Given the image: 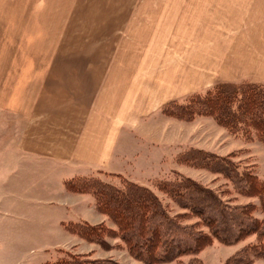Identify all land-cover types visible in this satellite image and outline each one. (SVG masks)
<instances>
[{
  "label": "rangeland",
  "instance_id": "rangeland-1",
  "mask_svg": "<svg viewBox=\"0 0 264 264\" xmlns=\"http://www.w3.org/2000/svg\"><path fill=\"white\" fill-rule=\"evenodd\" d=\"M165 1L154 0V6L146 9L144 36L127 39V52L123 55L128 62L140 60L144 68H157L143 71L142 84L137 87L142 90L136 96L137 101L150 108L158 106L157 112L152 113L156 125L147 129L159 143L152 142V149L143 152L149 158L144 157L141 171L126 176L101 170L89 176L117 185L124 178L138 180L149 186L182 224H196L207 234L206 243L198 252L153 264H264L262 251L255 258L249 254V262H240L248 246L256 247L258 234L252 232L235 242L212 237L198 217H179L188 213L157 187L158 179L181 174L221 194L230 206L253 205V217L264 218L261 200L253 191L241 189L224 174L179 159L189 148L206 149L220 156H233L242 170L252 171L264 180V142L255 136L250 139L232 133L211 115L181 119L164 109L168 102L182 101L218 82L252 81L248 77L264 76V38L253 37L251 28L242 23H186L183 17L181 21L166 22L165 14H156L166 9ZM58 11L59 7L47 0H0V264H52L71 259L81 260L82 264H147L134 254L115 221L100 211L92 192L68 189V179L60 183L55 168L26 164L14 147L20 142L23 115L31 104L39 69L54 60L57 50L70 45L71 40L57 37L66 19ZM151 35L157 38H149ZM188 47L192 62L183 70V49ZM200 51L212 59H224L223 78L211 70L213 64L209 60L202 72L193 71L198 66L194 58L199 57ZM229 75L241 78L226 79ZM195 82L210 84L195 90ZM147 160L159 166H148ZM85 210L94 211L89 214ZM77 222L95 225L99 233L86 238L72 228Z\"/></svg>",
  "mask_w": 264,
  "mask_h": 264
},
{
  "label": "crops",
  "instance_id": "crops-1",
  "mask_svg": "<svg viewBox=\"0 0 264 264\" xmlns=\"http://www.w3.org/2000/svg\"><path fill=\"white\" fill-rule=\"evenodd\" d=\"M47 2L59 7L58 14L66 15L65 26L59 27L61 34L57 37L71 41L55 52L53 61L39 69L31 104L23 115L20 142L14 147L26 164L55 168L60 183L89 176L94 171L126 176L141 171L144 157L149 158L143 152L152 149V142L159 143L147 129L156 125L152 113L157 112L158 106L150 108L137 101L138 90H142L137 87L142 84L144 70L157 68H144L140 60L128 62L123 55L127 52V39L144 36L143 17H148L146 9L154 6V0ZM164 3L166 9L156 14H165L166 22L181 21L183 17L186 23H242L251 28L253 37L264 38V0H166ZM183 52V70H186L185 66L192 62L190 47ZM202 52L194 58L198 66L193 71L202 72L209 60L213 64L211 70L223 78L224 59L218 56L213 60L207 52ZM261 76L248 78L264 81ZM209 84L192 85L196 90ZM152 164L153 161H148V166H159Z\"/></svg>",
  "mask_w": 264,
  "mask_h": 264
},
{
  "label": "trees",
  "instance_id": "trees-1",
  "mask_svg": "<svg viewBox=\"0 0 264 264\" xmlns=\"http://www.w3.org/2000/svg\"><path fill=\"white\" fill-rule=\"evenodd\" d=\"M164 109L181 119L193 118L197 114L211 115L232 133L250 139L255 136L264 142V82H218L213 88L196 91L182 101L172 100ZM179 159L182 163L224 174L241 189L253 191L252 194L260 198L264 211V180L252 171L242 170L233 156H220L192 147L182 152ZM66 186L70 190L92 192L100 211L115 221L134 254L147 264L167 262L196 253L206 243L207 234L198 225L182 224L147 185L129 178L122 179L121 184L117 185L97 176H77L68 179ZM157 187L188 213L179 217H198L202 225L210 229L212 237L235 242L252 232L258 234L256 247L248 246L240 262H249V254L255 258L260 251L264 253V218L253 217V205L248 208L230 206L224 202L221 194L181 174L158 179ZM72 228L86 238H93L99 233L95 225L85 223L77 222ZM82 262L71 259L69 262L52 264Z\"/></svg>",
  "mask_w": 264,
  "mask_h": 264
}]
</instances>
